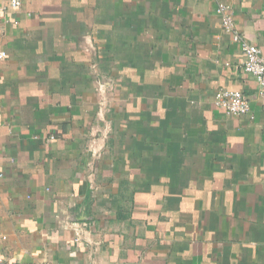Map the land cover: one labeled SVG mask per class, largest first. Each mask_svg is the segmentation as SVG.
Segmentation results:
<instances>
[{
    "label": "crops",
    "instance_id": "crops-1",
    "mask_svg": "<svg viewBox=\"0 0 264 264\" xmlns=\"http://www.w3.org/2000/svg\"><path fill=\"white\" fill-rule=\"evenodd\" d=\"M19 1L0 0V264H264V95L215 12L264 56V0Z\"/></svg>",
    "mask_w": 264,
    "mask_h": 264
},
{
    "label": "built area",
    "instance_id": "built-area-1",
    "mask_svg": "<svg viewBox=\"0 0 264 264\" xmlns=\"http://www.w3.org/2000/svg\"><path fill=\"white\" fill-rule=\"evenodd\" d=\"M10 4L13 7H18L20 1L10 0ZM215 12L220 16L224 30L232 33L234 42H236L244 55L243 70L256 78L258 91L261 95H264V56L260 48L256 44L243 38L237 32L234 26V17L231 7L227 3L223 1L218 2ZM5 56L6 52L0 50V60L5 58ZM96 92L98 94L97 117L100 120H105V114L110 111L113 88L111 85H105L99 82L96 86ZM212 103L215 107L222 109L227 114L242 115L249 112L247 98L237 89L220 88L216 90L213 95ZM98 151V149H95V151L92 152L95 157L94 160L99 155Z\"/></svg>",
    "mask_w": 264,
    "mask_h": 264
}]
</instances>
